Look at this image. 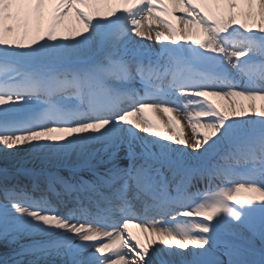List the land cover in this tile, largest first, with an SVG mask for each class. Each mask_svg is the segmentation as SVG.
I'll list each match as a JSON object with an SVG mask.
<instances>
[{
  "label": "snow or ice",
  "instance_id": "6c2138e0",
  "mask_svg": "<svg viewBox=\"0 0 264 264\" xmlns=\"http://www.w3.org/2000/svg\"><path fill=\"white\" fill-rule=\"evenodd\" d=\"M257 102L264 0H0V264H264Z\"/></svg>",
  "mask_w": 264,
  "mask_h": 264
},
{
  "label": "bare ground",
  "instance_id": "6f19581e",
  "mask_svg": "<svg viewBox=\"0 0 264 264\" xmlns=\"http://www.w3.org/2000/svg\"><path fill=\"white\" fill-rule=\"evenodd\" d=\"M183 25L177 22V28H182ZM141 30L144 31L146 34H150L152 36V40L150 43L155 45V35L157 31L164 32L165 35L168 34V28L165 24H163L161 21L157 20L156 17H145L142 19L141 22ZM219 103H224L223 100H219ZM236 102L239 103H247V101L238 100ZM258 104L264 103V102H257ZM148 118L152 119L155 123H157L160 127V129L166 134V135H174L176 136V139L178 140L180 137L177 135V131L183 133L184 138L188 141L189 145L194 142L196 136L195 133L191 127V123L187 119L186 115L183 111H168L165 112L161 109H146L145 110ZM171 117V120L169 119ZM130 119H140V116L137 115L135 117H130ZM133 231L137 232L141 238H144V233L140 232V230L132 225Z\"/></svg>",
  "mask_w": 264,
  "mask_h": 264
},
{
  "label": "rangeland",
  "instance_id": "374dc122",
  "mask_svg": "<svg viewBox=\"0 0 264 264\" xmlns=\"http://www.w3.org/2000/svg\"><path fill=\"white\" fill-rule=\"evenodd\" d=\"M189 150H191V149H189Z\"/></svg>",
  "mask_w": 264,
  "mask_h": 264
}]
</instances>
